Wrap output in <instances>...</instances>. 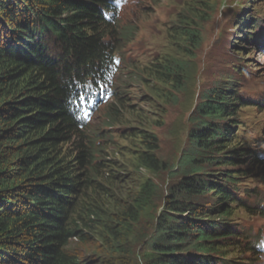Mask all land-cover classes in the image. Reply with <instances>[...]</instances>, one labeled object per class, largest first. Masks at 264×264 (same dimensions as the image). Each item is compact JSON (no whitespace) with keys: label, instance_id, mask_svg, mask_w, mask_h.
<instances>
[{"label":"trees","instance_id":"trees-1","mask_svg":"<svg viewBox=\"0 0 264 264\" xmlns=\"http://www.w3.org/2000/svg\"><path fill=\"white\" fill-rule=\"evenodd\" d=\"M115 2L0 0V264H140L139 257L141 264H252L256 235L241 224L263 215L256 193L264 129L247 136L242 108L250 100L236 82L199 94L174 163L156 153L152 129L163 120L128 116L117 85L105 94L101 121L84 122L82 103L120 72L115 52L133 39ZM206 6L185 4L168 28L174 55L147 62L150 75L139 68L119 86L146 75L167 87L150 89L166 99L183 91ZM128 118L138 122L139 142L125 173L114 154H123L127 132L116 130ZM235 213L243 215L236 222Z\"/></svg>","mask_w":264,"mask_h":264},{"label":"rangeland","instance_id":"rangeland-1","mask_svg":"<svg viewBox=\"0 0 264 264\" xmlns=\"http://www.w3.org/2000/svg\"><path fill=\"white\" fill-rule=\"evenodd\" d=\"M191 1L124 0L120 3L117 15L121 24L133 27L132 35L128 37L133 39L121 42L118 47L122 50L125 59L132 60L139 56L142 60L128 63V65L121 63L120 72H117L113 83V90L115 85L117 90L122 89L121 99H124L126 108L129 106L128 116L135 112V120L137 116L146 117V120L157 117L163 120L161 127L152 129L148 124L143 128L152 129L158 136L159 149L156 153L165 162L174 163L180 153L185 151L189 117L199 100V94L222 80L236 82L237 91L248 101L250 100L249 104L242 108L247 136L261 137L264 129V111L257 106L264 99V53L259 54L263 51L261 47L248 45L250 44L248 39L252 36L247 33L251 20H259V16H264V0H202L207 1L208 4L199 9L201 15L205 17L198 22L202 39L195 51V56L189 59L190 67L183 91L173 90L174 95L166 99L164 92L157 90L155 93L150 90L155 89L156 86L165 91L167 89L146 76L150 75V71H146V66L151 64L147 62L163 55H174L172 50L176 44L173 45L168 35V28L177 12ZM246 39L248 42H243ZM139 68L145 70V81L137 82L132 77H126L124 81L127 88H121L119 83L122 77L137 74L138 70L142 72ZM233 82L230 83L233 84ZM148 98L152 100V103ZM104 106L97 109L91 120L101 121L106 111ZM125 121L127 127L122 126L121 129L116 130L118 135L123 134L124 129L127 132L123 141L120 142L123 147L119 151H123V154L115 153L114 155L119 162L118 166L127 163L125 164L127 169L123 172L128 173L131 165L128 164V158L133 156L132 148H136L139 142L138 134H136L138 122L130 118ZM144 176H149L147 171L144 172ZM155 179L160 188L166 187L168 179L164 173L157 172ZM256 197V205L260 206L259 203L263 197L262 188L258 189ZM235 214L238 215V213ZM237 215L234 217L235 222L243 216ZM243 221L241 225L250 228L253 232L259 230V235L264 237V218L259 215H250ZM242 255L243 253H240V262L243 261ZM250 256L251 254L245 253L244 261L248 263L253 256L252 264H264V250L252 255L251 259ZM138 259L141 264V258Z\"/></svg>","mask_w":264,"mask_h":264},{"label":"clouds","instance_id":"clouds-1","mask_svg":"<svg viewBox=\"0 0 264 264\" xmlns=\"http://www.w3.org/2000/svg\"><path fill=\"white\" fill-rule=\"evenodd\" d=\"M120 48V47H119ZM116 58H117V63H136L140 60H142L139 56L135 57L132 60L125 59L122 50H118V53L115 52ZM152 61V60H151Z\"/></svg>","mask_w":264,"mask_h":264},{"label":"bare ground","instance_id":"bare-ground-1","mask_svg":"<svg viewBox=\"0 0 264 264\" xmlns=\"http://www.w3.org/2000/svg\"><path fill=\"white\" fill-rule=\"evenodd\" d=\"M86 94V93H85ZM254 105V104H253ZM80 110V109H79Z\"/></svg>","mask_w":264,"mask_h":264}]
</instances>
